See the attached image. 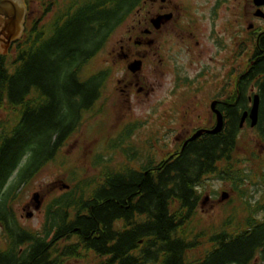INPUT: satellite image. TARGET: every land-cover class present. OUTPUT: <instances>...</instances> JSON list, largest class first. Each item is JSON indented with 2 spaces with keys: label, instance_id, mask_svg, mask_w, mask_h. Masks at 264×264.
Returning a JSON list of instances; mask_svg holds the SVG:
<instances>
[{
  "label": "trees",
  "instance_id": "obj_1",
  "mask_svg": "<svg viewBox=\"0 0 264 264\" xmlns=\"http://www.w3.org/2000/svg\"><path fill=\"white\" fill-rule=\"evenodd\" d=\"M39 1L46 8L6 54L0 52V264H264V160L244 146V155L239 152L243 108H223L220 132L188 141L160 161L146 155L137 166L130 160L113 165L96 153L87 165H70L62 151L67 139L86 117L104 113L97 103L105 71L84 70L146 0ZM250 80L241 77V95ZM255 133L264 142V105ZM113 140L111 149L119 144ZM57 159L70 188L47 203L39 229L20 226L15 191ZM247 163L263 186L254 202L240 186L252 179ZM209 177L230 182L235 191L211 222L198 212L200 187Z\"/></svg>",
  "mask_w": 264,
  "mask_h": 264
},
{
  "label": "rangeland",
  "instance_id": "obj_2",
  "mask_svg": "<svg viewBox=\"0 0 264 264\" xmlns=\"http://www.w3.org/2000/svg\"><path fill=\"white\" fill-rule=\"evenodd\" d=\"M192 1L199 6H207V11L214 0ZM189 2L190 0H146L144 13L149 12L148 20H150L156 16L155 13L158 11L159 5L167 4L170 8H176V11L181 15L178 22L175 23V29L178 30V33L171 31L170 24L174 26L172 21L168 22L165 28H162L163 32L166 33L162 32V37H168L166 49L162 50L165 56L162 55V57L168 58L180 67L181 75L195 79L199 71L205 66L208 67L209 71L214 70L216 59L220 61V57H216L215 49L205 36L200 38L199 44H191L190 40L187 39L183 27H185V8ZM138 9L111 33V39L87 64L85 73L93 74L105 69L111 41L121 37L126 39L127 35L135 36V38L141 35L138 33L137 27L133 28L137 26L138 20L142 19V16H137ZM38 12L39 10L36 11V13ZM50 17L51 13L46 16V19ZM150 23L147 26L153 29ZM142 26L145 27V25ZM208 29L209 23L206 25V31ZM126 30L129 32L127 33ZM133 40L135 43V39ZM129 44L133 45L132 42ZM170 44H172V48L168 50L167 46ZM188 45L191 47H187ZM146 56L149 61L141 71L144 74L141 78L144 89L141 92H138L137 85H134L135 78L126 75V69L121 70L117 67L114 69V75L108 81L107 88L105 82L103 95L97 103V106H102L104 113L86 117L82 122L81 129L70 136L62 147V151L69 158L70 165H87L93 154L96 153L104 154L106 159L110 157L113 165L130 160L132 165L137 166L141 160L145 159L146 155H152L155 160L162 159L164 154L161 152V148L165 145L169 147L179 134L193 131L203 119H210L211 110L208 100L213 93L211 89L202 91L200 79L193 84L191 89L186 90L179 87L174 89L173 74H175V70H170L171 67L166 70L163 68L164 63L162 67L154 63L155 56L151 52L147 53ZM116 78L119 79L117 82ZM115 87L118 89L113 92ZM109 93L111 94V103L107 101ZM186 99L192 100V104H184ZM3 115L4 113L0 111V118ZM88 115L89 113L86 116ZM133 123L134 126L129 128V135L122 142L120 138L125 135L124 131ZM239 137L241 155H244L241 153L244 146V149L254 150L264 160V142L260 140L255 130H251L248 125L242 127ZM113 139H117L119 144L111 149L110 145L116 142ZM63 165L60 161L58 162V159L48 162L36 175L17 188L12 200V209L20 226L31 230L39 229L45 221L47 203L54 196H58L70 188V182L67 180L69 177ZM244 166L247 167L245 173L252 179L243 178L240 186L246 189L247 198L254 202L262 193L263 186L255 182L257 175L254 177L250 173L254 172L255 168L250 163ZM93 172V169L88 168V174ZM231 186L230 182L226 183L216 177H209L203 182L200 187L202 195L198 202V212L203 221L211 222L221 218L224 211L223 203L235 193ZM222 192L226 195L223 200H221ZM34 193L38 194L36 200L41 201L40 207L37 209L34 208L36 200L32 198ZM27 205L28 207H26ZM28 211H32V216H25ZM4 241L3 229L0 226V248L5 246ZM69 264H84V261L72 259Z\"/></svg>",
  "mask_w": 264,
  "mask_h": 264
},
{
  "label": "flooded vegetation",
  "instance_id": "obj_3",
  "mask_svg": "<svg viewBox=\"0 0 264 264\" xmlns=\"http://www.w3.org/2000/svg\"><path fill=\"white\" fill-rule=\"evenodd\" d=\"M19 1L25 7L23 26L31 21L36 11L46 8L45 5L39 7V0ZM138 8L140 9H138L137 16H142V19H139L137 26L133 28L135 29L137 27L138 33H141V35L138 38L127 35L126 39L121 37L110 43L109 51L107 52L106 67L104 69V81L107 84L106 88L108 87V81H110L114 75V69L117 67L121 70L126 69L128 72H126V75H129L130 78H135L134 85H137V91H143L144 86L141 78L144 74L141 73V71H143L142 69L148 64L149 58L146 56L147 53L151 52L155 56L154 63L161 65V67L164 63L163 68L166 70L169 69L168 67H171L170 70L172 71L173 69L175 70V74H173L174 89L177 87L186 90L191 89L193 84L199 81V79L202 91L211 89L213 93L210 95L208 103L210 104L212 101H215V108L220 111L223 120L225 116L223 108L237 106L243 108L239 110L240 122L241 114L245 111L249 112L253 102V96L257 94L259 98L257 122L260 120L261 107L264 105V72H261L264 70V0H214L207 11V6H199L197 3L195 4L190 0L185 8V27H183L187 39L190 40L191 44H199L200 38L205 36L215 49L216 57H220V61L216 59V68L214 70L211 69L209 71L208 67L205 66L199 71L195 79L187 75H181L180 67L172 63L168 58L162 57V55H164L162 50L166 49V42L168 41V37H162L161 35L163 32L162 28H165L166 24L172 21L174 26L170 24L171 31L178 33V30L175 29V23L178 22L181 15L176 11V8H170L167 4H162V6L159 5L155 15L171 12L172 17L170 20L162 23L159 28H154L152 26L153 29L147 26L150 20H148L149 12L144 13L146 3ZM1 18L3 19V17L0 16V19ZM141 23H143L142 25H145V27H143ZM207 23H209L208 31H206ZM126 31L127 33L129 32V30ZM23 32L24 30L22 29L20 35L15 40H12L11 44L18 40ZM135 32L133 31V33ZM180 32L183 33L181 30ZM163 33L166 34L165 32ZM2 34L4 33L0 31L1 38H3ZM111 37L112 36L109 35L106 38L105 44L109 42ZM133 39H135V43ZM129 42H132L133 45L131 46ZM187 47L191 46L188 45ZM167 48L168 50L172 48V44L167 46ZM138 59L142 61L140 72H131L128 69L129 64L132 60ZM256 60L261 61L257 67L259 71H256ZM244 75H250L251 80L246 93L241 95L240 81L241 77ZM118 80L119 79H117L116 82ZM115 89H118V87H115L112 91L114 92ZM119 90H122V88H119ZM226 92L229 93L227 96H225ZM107 101L111 103L110 93L109 96H107ZM183 103L186 105L192 104V100L186 99ZM209 117L210 119H203L201 124L195 127L193 131L176 136L169 147L165 145V147L161 148V152L164 154L162 159H165L167 156L172 157L179 153L187 144L183 145L184 141L195 130L200 128H212L215 124V114L211 111ZM249 123V117L246 116L242 127L249 126ZM256 125L249 128L255 130ZM242 127L239 126L240 129ZM203 134L206 133L203 132L202 135ZM162 159L159 158L157 161Z\"/></svg>",
  "mask_w": 264,
  "mask_h": 264
},
{
  "label": "water",
  "instance_id": "obj_4",
  "mask_svg": "<svg viewBox=\"0 0 264 264\" xmlns=\"http://www.w3.org/2000/svg\"><path fill=\"white\" fill-rule=\"evenodd\" d=\"M164 1V0H162ZM25 14V7L19 0H0V16L3 17L0 20V31L3 32V38L0 37V52L2 50L3 53L7 52L8 47L12 40H15L22 30V22ZM172 17V13L160 14L150 19V22L154 28H159L162 23L170 20ZM142 61L141 60H133L128 69L131 72H139L141 70ZM258 95L255 94L253 96V102L250 107L249 112L245 111L240 116L239 126L242 127L244 119L246 116L249 117L250 127H254L257 123L258 118ZM210 110L215 114V124L210 129H197L187 140L184 141L183 145H185L188 141L194 140L199 137L203 132L209 134H216L221 131L223 126V118L222 114L218 109L215 108V101L210 103ZM183 147V146H182ZM38 194L34 193L32 198H37ZM221 200L226 196L224 192L221 194ZM41 201L36 200V204L34 208L37 209L40 207ZM28 207V205L26 206ZM26 217L32 216V211H28L25 213Z\"/></svg>",
  "mask_w": 264,
  "mask_h": 264
}]
</instances>
